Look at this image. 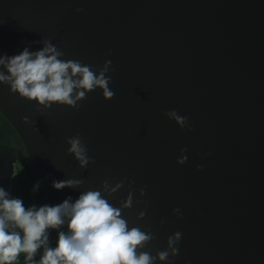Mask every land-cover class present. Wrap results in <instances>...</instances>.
Segmentation results:
<instances>
[{
  "label": "water",
  "instance_id": "95a60500",
  "mask_svg": "<svg viewBox=\"0 0 264 264\" xmlns=\"http://www.w3.org/2000/svg\"><path fill=\"white\" fill-rule=\"evenodd\" d=\"M42 39L66 60H111L115 97L96 89L78 109L37 111L0 84V187L10 192L16 161L40 185L37 207L124 181L106 198L120 207L133 192L122 214L155 235L144 251L182 234L178 255L156 264H264V0H0V55ZM76 135L95 160L86 169L67 152ZM67 179L84 184L53 187Z\"/></svg>",
  "mask_w": 264,
  "mask_h": 264
},
{
  "label": "clouds",
  "instance_id": "9594fccd",
  "mask_svg": "<svg viewBox=\"0 0 264 264\" xmlns=\"http://www.w3.org/2000/svg\"><path fill=\"white\" fill-rule=\"evenodd\" d=\"M34 43L43 46L37 51L25 47L14 56L0 55V84L8 85L10 91L21 98L37 102L40 106L37 111L50 109L54 104L78 109V102L96 89L102 90L105 100L115 97L109 87L112 78L108 73L113 70L111 60L96 68L79 60L63 59L65 53L50 40ZM164 115L182 129L192 130L189 118L179 115L177 110L166 111ZM24 120L29 122L27 117ZM67 143L70 145L67 152L75 157L80 168L86 169L90 163H95L80 135L68 137ZM186 152L187 148L181 149L178 164L187 162ZM197 167L203 170L202 166ZM124 183L120 181L113 186L105 180L99 190L82 192L75 202L68 197L61 204L40 207H25L21 198L13 197L0 187V264H19L21 254L24 264H156L157 260L167 261L170 255L177 256L182 238L180 232L170 236L167 249L158 251L156 256L143 250L156 237L140 226L130 227L122 214L123 210L133 207V192L121 201L120 207L106 198L123 188ZM83 184V179L53 181L56 190L78 189ZM39 186L34 185L33 192ZM140 195H145L144 189ZM174 214L182 216L179 208L174 209ZM145 215L140 212L138 219L142 220ZM65 225L67 231H59L57 246L51 247L48 230L61 229ZM41 249L43 252L37 261Z\"/></svg>",
  "mask_w": 264,
  "mask_h": 264
},
{
  "label": "trees",
  "instance_id": "16d2710c",
  "mask_svg": "<svg viewBox=\"0 0 264 264\" xmlns=\"http://www.w3.org/2000/svg\"><path fill=\"white\" fill-rule=\"evenodd\" d=\"M33 184L27 174L21 169L14 175L11 181L10 193L13 197H19L24 201L25 207L34 205ZM49 243L51 247H56L58 243V232L67 231L66 225L61 229H49ZM43 249H41L36 256V260L40 259ZM19 264H24V255L21 254Z\"/></svg>",
  "mask_w": 264,
  "mask_h": 264
},
{
  "label": "flooded vegetation",
  "instance_id": "af4514ba",
  "mask_svg": "<svg viewBox=\"0 0 264 264\" xmlns=\"http://www.w3.org/2000/svg\"><path fill=\"white\" fill-rule=\"evenodd\" d=\"M20 169L23 171V169H22V167H21L19 161H16V163L14 164V175H15ZM14 175H13V177H14ZM13 177H12V178H13ZM11 181H12V179H11ZM10 188H11V187H10Z\"/></svg>",
  "mask_w": 264,
  "mask_h": 264
}]
</instances>
